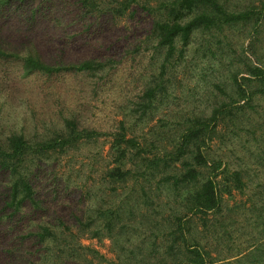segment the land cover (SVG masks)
Returning a JSON list of instances; mask_svg holds the SVG:
<instances>
[{"label":"trees","instance_id":"16d2710c","mask_svg":"<svg viewBox=\"0 0 264 264\" xmlns=\"http://www.w3.org/2000/svg\"><path fill=\"white\" fill-rule=\"evenodd\" d=\"M12 1L22 5L27 0H0V178L6 182L1 208L4 225L22 216L27 205L32 212L42 210L43 199L35 197L39 186L36 174L48 172L50 161L74 154L81 141L98 135L83 126L79 110L64 106L65 95L78 89L84 93L86 86L104 83L117 62L93 57L63 59L62 50L45 51L38 38L8 36L1 15L3 7ZM75 1L86 16L103 13L109 18L128 15L133 19L140 13L150 21L145 38L152 47L148 58L151 74L142 83L135 103H131L135 108L132 113H140L139 120L146 115L147 120L154 119L176 99V73L183 66L198 71L204 85L225 98L215 101L214 92H206L207 104L201 108L196 88L190 90L186 98L191 97V101L175 115L179 120L175 134H171L174 130H168L170 135L160 133L149 148L135 137H128L131 129L120 121L111 133L112 168L104 173L109 185L106 188L112 192L106 195L112 200L104 194V188L92 185L82 196L87 201L84 210L77 212L70 207L65 219L54 214L50 222L38 224L29 235L32 244L44 249L38 257L40 261L77 263L74 250L60 249L56 255L51 252L50 246L54 245V250L61 243L59 225H64L74 227L80 237L105 234L117 264H216L218 260L206 248L212 235L225 241L245 239V250L233 258L244 255L234 260L235 264H264V190L250 194L249 220L244 227H235L224 199L231 198L233 192L244 195L252 184L250 168L241 163L239 155L233 161L208 156V145L214 138L223 143L246 137L254 146L245 149L246 140L243 144L240 141L243 153L249 151L246 155L253 157L251 163L264 169L260 133L264 130V107L259 106L264 103V58L257 51L264 44L259 37L264 0H112L108 6L101 0ZM235 33L249 40L238 56L229 53V38ZM137 49L132 56L138 54ZM139 57L144 58V54ZM194 61L197 64L193 66ZM198 63L206 66L199 68ZM15 67L22 79L68 77L76 84L73 89L66 84V89L50 91L55 97L50 102H39L37 97L31 101L27 96L25 104H19L17 96L14 98L7 88L9 69ZM223 79L229 81L231 92L225 89ZM129 109L124 110L123 117ZM10 120L21 126L9 124ZM27 122L32 124L29 132L24 127ZM33 262L30 258L26 264H39V260Z\"/></svg>","mask_w":264,"mask_h":264},{"label":"rangeland","instance_id":"374dc122","mask_svg":"<svg viewBox=\"0 0 264 264\" xmlns=\"http://www.w3.org/2000/svg\"><path fill=\"white\" fill-rule=\"evenodd\" d=\"M101 2L104 6L113 3L112 0H101ZM17 8L19 9L17 10ZM2 11L1 22L8 29L4 28L10 37L19 38L30 35V37L38 38L44 43L45 51L53 53L55 49L62 50L63 59L78 61L93 57L103 61L108 59L117 61L114 69L103 81L104 83L86 86L84 93L78 89L73 93L67 92L65 95L64 106H71L72 109L79 110L83 126L89 130H95L98 135L93 136L92 139L81 141L79 149L74 154L50 161L52 166L49 167L48 172L39 171L36 174L39 186L35 197L43 199L41 203L43 209L32 212V207L27 205L23 209L22 216H17L13 222L4 225L2 221L4 214L1 208L6 182L0 178V264H7L9 261L26 264L30 258L34 261L33 263L39 260V264H47L42 263L38 258L44 249L41 245L32 244L33 239L29 234L38 228V224L50 222V218L54 214L65 219L70 207H74L77 212L84 210L87 201H83L82 196L85 195V190L92 189V185L101 186L104 188L105 195L109 193L111 195L112 192L106 188L109 185L104 181V173L107 169L112 168L114 155L109 152L111 133L117 130L120 121L131 129L127 134L128 137H135L143 146L148 144L149 148V144L160 133L170 135L168 130H174L171 131V134H175L179 121L175 115L178 113L177 110L184 108L186 103L191 101V97L186 98L190 90L196 88L194 93H198L196 99L201 108L207 104V96L204 97L206 92H214L215 101L225 97L208 87V84L206 87L201 75L197 76L198 71L183 66L180 72L176 73V99L171 100V97L168 108L156 113L154 119L147 120L148 115H146L139 120L140 113H132L135 108L131 103H135L134 98L141 90L142 83L151 74L148 58L152 51L149 41L145 38L150 21L143 14L137 13L133 19L128 15L109 18L103 13L86 16L83 14L84 10L79 8L75 0H37L33 2L27 0L22 5L12 1L9 6L3 7ZM261 30L259 37L264 40V20ZM229 39L232 42L231 51L228 48L226 50L233 56H238L241 53V48H246L249 42L242 33H235ZM135 48H138V54L132 56L134 55L132 51ZM258 48L257 51L261 52L264 58V44H260ZM139 54H144V58L141 59ZM250 60L254 61L252 58ZM195 64L197 62L194 61L193 66ZM205 66V63H198L199 68ZM9 70L7 88L12 90L14 98L17 96L19 104H25L23 100L27 96L31 101L37 97L39 102H50L55 98L50 95V91L66 89V84L69 85L68 88L73 89L72 85L75 82L68 77H60L58 80L22 79L21 73L16 67ZM223 81L227 92H231L229 81L226 79ZM28 91H31L33 95ZM81 96L84 99L79 101L77 97ZM46 106L45 103V108ZM259 106L264 107V103H259ZM124 107L130 108L129 113L125 111L128 114L126 117L122 116L124 110L127 109H123ZM251 117L252 119L256 118L255 115ZM8 123L21 126L16 120H10ZM24 127L25 131L29 132L32 124L27 122ZM260 133H262L264 141V130ZM245 140L246 137H241L237 142L233 138V140L227 139L222 143L216 137L208 145V156L211 159L229 157L233 161L235 156L239 155L243 159L241 163L244 162L250 168L252 184L249 189H246L244 195L233 192L231 198L224 199V205L231 209L232 212L229 216L237 228L244 227L243 225L249 220L248 197L250 194L264 190L259 187L264 185V169L262 170L263 167L251 163L253 157L246 155L249 151L243 153L241 143L243 144ZM251 143V139H247L244 142L245 149L252 148L254 145L253 143L250 145ZM166 144L168 142L163 143V145ZM50 162L47 163L50 164ZM69 171L70 175L68 176ZM58 184L59 187H57ZM107 198L112 200L108 196ZM66 227L71 229L70 232ZM59 231L63 233L60 245L54 250L52 249L54 245H48L54 255L59 253L60 249L74 250L78 259L76 264H117L111 241L105 234L101 233L97 238H92L90 234L80 237L74 227L64 225H59ZM237 238L225 241L214 235L208 237L206 248H210L212 258L218 260L216 264H235L234 260L244 255L233 258L246 248L245 239Z\"/></svg>","mask_w":264,"mask_h":264}]
</instances>
